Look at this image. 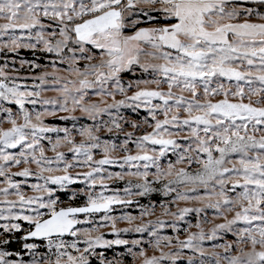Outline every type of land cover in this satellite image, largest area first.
Wrapping results in <instances>:
<instances>
[{
  "label": "snow or ice",
  "instance_id": "1",
  "mask_svg": "<svg viewBox=\"0 0 264 264\" xmlns=\"http://www.w3.org/2000/svg\"><path fill=\"white\" fill-rule=\"evenodd\" d=\"M0 264H264V0H0Z\"/></svg>",
  "mask_w": 264,
  "mask_h": 264
},
{
  "label": "rangeland",
  "instance_id": "2",
  "mask_svg": "<svg viewBox=\"0 0 264 264\" xmlns=\"http://www.w3.org/2000/svg\"><path fill=\"white\" fill-rule=\"evenodd\" d=\"M16 169H14V171H15ZM120 226H124V225H120Z\"/></svg>",
  "mask_w": 264,
  "mask_h": 264
}]
</instances>
